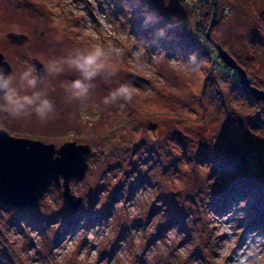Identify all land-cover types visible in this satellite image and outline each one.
I'll return each mask as SVG.
<instances>
[{
  "label": "rangeland",
  "instance_id": "1",
  "mask_svg": "<svg viewBox=\"0 0 264 264\" xmlns=\"http://www.w3.org/2000/svg\"><path fill=\"white\" fill-rule=\"evenodd\" d=\"M193 3L152 0L145 6L158 9L165 20L177 14L184 24L153 41L150 52L166 48L165 56L155 62L149 58L142 66L123 65L128 71L119 75H130L141 86L135 106L81 113L74 104L63 102L53 81V95L59 97L55 120L45 125L0 126L14 136L56 147L70 141L88 144L94 153L86 175L70 182L73 196L81 199L77 209L71 210L63 186L54 182L49 195L62 207L48 213L37 204L17 208L0 203L11 224L22 230L24 221L41 233H54L58 243L81 228L106 224L111 217L118 235L97 260V264H111L121 259L117 254L123 251L122 242L130 244L136 229L156 225L157 217L163 215L166 219L142 241L136 264H146L149 249H157L155 255H163L161 264H167L168 249L161 253L158 246L163 247L172 226H178L182 235L173 242L174 248L195 243L187 264H264V222L253 209L257 199L253 185L259 184L256 175L263 171L255 150L264 146V134L254 130L252 116L239 114L231 95L230 67L219 68L215 61V57L221 60L215 45L219 43L246 70L252 85L264 90V0H217L213 41L207 38L213 14L207 21V5ZM109 7L117 18L125 11L121 0H99L98 4L96 0H0V50L12 69L28 58L46 62L79 40L84 17L73 9L98 22ZM134 23L137 35L148 37L153 31L142 29L139 19ZM10 32L28 38L17 42L8 38ZM192 52L204 60L197 71L175 62L174 58L187 59ZM107 88L100 82L95 95ZM151 135L162 138L153 143ZM85 137H91V142H82ZM161 186L172 190L162 191ZM73 190L83 195L76 196ZM132 212L140 215L131 219ZM58 222L59 228H54ZM148 256L153 252L148 251ZM0 258L14 264L7 249L0 250Z\"/></svg>",
  "mask_w": 264,
  "mask_h": 264
},
{
  "label": "clouds",
  "instance_id": "2",
  "mask_svg": "<svg viewBox=\"0 0 264 264\" xmlns=\"http://www.w3.org/2000/svg\"><path fill=\"white\" fill-rule=\"evenodd\" d=\"M121 2L125 5V11L120 18L109 7L100 14L98 22L88 20L83 10L73 9L74 14L84 17V20L80 25L79 40L64 54L49 57L46 62L41 59L39 66L31 58L18 62L17 67L11 70L0 64V126L11 127L16 123L45 125L55 120L58 116L59 97L53 95V81H56L63 102L74 104L81 113L90 109L103 111L111 107L124 109L136 105L137 98L142 94L141 86L130 75L126 78L119 75L128 71L123 65L133 63L142 66L149 58L155 62L157 57L165 56L166 48L150 52L153 41L165 38L170 29L180 28L184 20L177 14L165 20L158 9L145 7L152 0ZM169 2L164 0L165 4ZM137 19L142 29L153 30L148 37L135 33L134 21ZM174 59L192 71L204 65L198 52H192L187 59L183 56ZM100 82L108 85V88L105 93L96 96ZM149 138L156 143L162 137L151 135ZM82 142H91V137L83 138ZM161 190L172 189L161 186ZM73 191L76 196L83 195L82 192ZM50 192L51 187L37 200L38 207L48 213L63 206L59 200L53 203ZM155 195H159V192ZM138 215L139 212L129 214L131 219ZM165 219L163 215L158 216L156 225L143 230L136 229L130 244L121 243L123 251L117 254L121 259L111 264H136L135 256L142 241L147 240ZM85 223L81 221V224ZM21 225L22 230L9 222L8 213L0 210V250L7 249L14 264H37V261L39 264H97L101 253L111 246L118 235L117 226L111 217L106 224L81 228L58 243L54 242V233L51 236L41 233L24 221H21ZM59 226L58 222L53 227ZM181 238L178 226L170 227L165 233L163 247L158 246V249L161 253L164 248L168 249L167 264H187L191 247H195V243L190 248H174L173 242ZM77 241L81 244L77 245ZM148 251H152L153 256H148ZM156 251L146 250V264H161L164 256L157 257ZM0 264H7L6 259L0 258Z\"/></svg>",
  "mask_w": 264,
  "mask_h": 264
},
{
  "label": "water",
  "instance_id": "3",
  "mask_svg": "<svg viewBox=\"0 0 264 264\" xmlns=\"http://www.w3.org/2000/svg\"><path fill=\"white\" fill-rule=\"evenodd\" d=\"M216 17L217 0H215L213 18L207 31L209 40H212L211 32ZM8 38L22 42L28 36L10 32ZM215 45L224 64L237 69L241 82L256 98L264 100V90L252 85L251 78L236 58L219 43ZM34 62L39 66L40 60L35 59ZM0 64L8 70L12 69L1 50ZM91 155L94 153L88 144L70 141L56 147L54 143L17 137L6 129H0V203L17 208L33 207L37 204L40 195L55 182L58 186H63V193L70 203L71 210L77 209L81 199L73 196L70 182L73 179H82L86 175L89 168L88 159Z\"/></svg>",
  "mask_w": 264,
  "mask_h": 264
},
{
  "label": "trees",
  "instance_id": "4",
  "mask_svg": "<svg viewBox=\"0 0 264 264\" xmlns=\"http://www.w3.org/2000/svg\"><path fill=\"white\" fill-rule=\"evenodd\" d=\"M188 1L189 3L194 2L195 4L197 3L200 5L204 3L205 5H207V10L205 14L207 21L211 16V14H214L215 2H213L212 0H188ZM206 45L207 44H205V46ZM202 47H204L203 44ZM215 61L217 62L219 68L220 65L225 67V69L228 68V66L224 64L222 59L219 60L215 57ZM228 70L231 77L230 80V85L232 89L231 95L233 94V103H238L239 114L252 116V119H255V125L253 127L254 130L256 132L264 134V100L256 98L250 92V90L241 82L239 72H237L236 75L233 74L232 70H237V69L230 68ZM262 140L264 141V136ZM255 152L257 154L255 155V158H257L258 160V166L263 171L260 172V174L256 175L259 179L258 182L259 184L253 185L255 192L257 193L256 205L255 208L253 209L256 212L255 214L256 216H258L260 221L264 222V146L259 147L257 150H255ZM249 189H251V187H249Z\"/></svg>",
  "mask_w": 264,
  "mask_h": 264
}]
</instances>
